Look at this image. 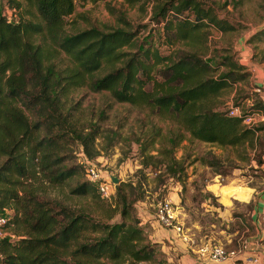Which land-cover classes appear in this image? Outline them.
<instances>
[{
	"label": "trees",
	"instance_id": "obj_1",
	"mask_svg": "<svg viewBox=\"0 0 264 264\" xmlns=\"http://www.w3.org/2000/svg\"><path fill=\"white\" fill-rule=\"evenodd\" d=\"M2 2L9 12L0 8V214L6 215L4 226L14 224L22 233L0 236V264L151 260L155 241L145 236L121 183L115 184L113 206L95 193L96 182L86 177L70 187L71 194L90 195L100 211L97 216L42 195L40 183L61 185L84 174V161L96 153L95 138L102 132L90 119L78 120L67 93L83 85L105 90L116 101L150 108L191 138L252 146L257 127L244 125L242 118L255 111L264 116V100L251 96V104L236 115L218 101L223 89L246 80L249 71L228 55L213 66L196 45L166 54L151 40L144 46L138 29L119 11L122 24L104 29L90 25L68 33L63 18L73 12L74 0ZM148 20L161 24L167 44L201 42L198 31L203 25L233 28L206 0H156ZM258 38H264V24L250 37ZM220 64L224 69L216 71ZM233 105L239 107V102ZM180 139L178 131L166 137L170 146ZM72 142L80 145L83 161L76 160ZM157 153L166 169H181L171 147L161 145ZM7 208L12 213L7 215ZM114 214L119 219L109 221Z\"/></svg>",
	"mask_w": 264,
	"mask_h": 264
},
{
	"label": "rangeland",
	"instance_id": "obj_2",
	"mask_svg": "<svg viewBox=\"0 0 264 264\" xmlns=\"http://www.w3.org/2000/svg\"><path fill=\"white\" fill-rule=\"evenodd\" d=\"M155 1L74 0L73 12L63 18V28L69 33L90 25L103 29L114 27L122 24L117 20L119 11L132 28L138 29L143 45L151 40L162 54L174 48L190 49L196 45L213 66L223 55L243 64L249 76L219 93L222 108L228 109L233 101H238L239 109L244 110L251 104V96L264 95V89H253L256 77L264 82V38L250 39L264 24V0H206L233 28L221 31L212 25H203L198 31L200 40L202 35L201 42L184 39L172 44L164 42L166 31L161 29V24L148 20ZM0 8L9 12L2 0ZM142 22L147 24L146 27H137V23ZM64 58L59 61L64 62ZM221 69H224L222 64L216 71ZM105 70L103 68L97 74ZM153 75L159 79L156 73ZM67 97L79 121L83 123L90 119L102 131L95 138L96 153L84 162L85 167L93 165L102 179L110 183L112 194L103 200L113 206L115 184L121 183L132 199L133 213L138 217L145 236L155 241L151 260L133 262L122 258L114 263L103 259L106 264H206L195 256L194 249L198 245L221 243L236 246L241 241L253 240L264 244V220L256 209L257 203H264L263 115L252 125L257 127L252 146H220L191 138L177 124L159 117L150 108L116 101L105 90L92 91L83 85L74 87ZM24 112L27 114L26 109ZM176 131L181 134V139L170 146L166 137ZM161 145L171 147L173 157L180 162V170L173 173L166 169L163 156L157 153ZM72 148L76 160L83 161L80 145L72 142ZM85 177V171L84 174L82 171L61 185L40 183L44 190L42 195L100 215L89 194L69 192L73 184ZM112 177L117 180L112 181ZM95 193L102 197L96 187ZM163 199L170 201L173 222L180 226L178 235L155 219L154 211ZM10 210H5L7 215L12 213ZM118 219L114 214L108 220ZM1 229L2 236L22 233L14 224Z\"/></svg>",
	"mask_w": 264,
	"mask_h": 264
},
{
	"label": "built area",
	"instance_id": "obj_3",
	"mask_svg": "<svg viewBox=\"0 0 264 264\" xmlns=\"http://www.w3.org/2000/svg\"><path fill=\"white\" fill-rule=\"evenodd\" d=\"M253 89L260 91L259 86L256 84ZM228 113L236 115L240 113V109L236 105H229ZM262 118L260 112H250L243 116L242 123L246 126H252ZM85 176L90 181L96 182V188L102 197H109L112 194L110 183L102 179L93 165L85 167ZM154 216L161 225L170 230L173 229L176 235L179 234L180 226L173 222L174 215L170 201L163 199L158 202ZM260 216L264 220V206L260 210ZM5 221L6 215L0 214V236H2L1 227L4 226ZM253 241H241L236 246H225L221 243H204L198 245L194 252L196 258L203 260L206 264H264V244L256 240Z\"/></svg>",
	"mask_w": 264,
	"mask_h": 264
},
{
	"label": "crops",
	"instance_id": "obj_4",
	"mask_svg": "<svg viewBox=\"0 0 264 264\" xmlns=\"http://www.w3.org/2000/svg\"><path fill=\"white\" fill-rule=\"evenodd\" d=\"M256 79L257 80H256L255 84L258 85L260 89H264V82H262V80L259 77H256ZM260 97L262 99H264V95H260ZM263 205H264V203H262V202L256 204V209H257L258 212L261 210Z\"/></svg>",
	"mask_w": 264,
	"mask_h": 264
},
{
	"label": "water",
	"instance_id": "obj_5",
	"mask_svg": "<svg viewBox=\"0 0 264 264\" xmlns=\"http://www.w3.org/2000/svg\"><path fill=\"white\" fill-rule=\"evenodd\" d=\"M111 179H112V181H116V180H117V179H116V178H114V177H112Z\"/></svg>",
	"mask_w": 264,
	"mask_h": 264
}]
</instances>
